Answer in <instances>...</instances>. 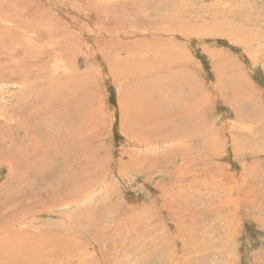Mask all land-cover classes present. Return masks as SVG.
Returning a JSON list of instances; mask_svg holds the SVG:
<instances>
[{
	"label": "rangeland",
	"instance_id": "1",
	"mask_svg": "<svg viewBox=\"0 0 264 264\" xmlns=\"http://www.w3.org/2000/svg\"><path fill=\"white\" fill-rule=\"evenodd\" d=\"M0 264H264V0H0Z\"/></svg>",
	"mask_w": 264,
	"mask_h": 264
},
{
	"label": "bare ground",
	"instance_id": "2",
	"mask_svg": "<svg viewBox=\"0 0 264 264\" xmlns=\"http://www.w3.org/2000/svg\"><path fill=\"white\" fill-rule=\"evenodd\" d=\"M99 8V7H98ZM20 12V11H19ZM46 27V26H45ZM124 32V31H123ZM168 32V31H167ZM128 45V44H127ZM128 57V56H127ZM166 99V98H165ZM149 102V101H148ZM156 102V101H155ZM145 103V102H144ZM64 107V106H63ZM158 107V106H157ZM53 108V107H52ZM150 108L151 109H153V107L150 105ZM147 109V111H149V110H151V109ZM66 109V107L64 108V110ZM141 112V111H140ZM141 113H143V112H141ZM151 113V111H149L148 113H147V115H149ZM36 114V113H35ZM152 114V113H151ZM64 117V116H63ZM152 118V117H151ZM152 119H150V118H148L147 117V122L149 123V121H151ZM42 125V124H41ZM55 125H56V123H55ZM55 125H54V127H55ZM146 126V125H145ZM42 127V126H41ZM60 127H62V126H60ZM38 128V127H37ZM81 128V127H80ZM187 128V127H186ZM45 129V127L43 128V130ZM148 129V128H147ZM62 130V129H61ZM64 131V130H63ZM56 133L55 134H58V132H57V130L55 131ZM150 134V133H149ZM152 134V133H151ZM59 135H61L60 133H59ZM155 136V135H154ZM62 137H64V136H62ZM66 138H67V136H65ZM61 139V138H60ZM58 140V139H57ZM59 141V140H58ZM62 141V140H61ZM66 142L67 141H64V143L66 144ZM56 143H59V142H56ZM64 144V145H65ZM67 145V144H66ZM54 146H57V144L56 145H54ZM62 147V146H61ZM60 147V145H59V147L58 148H61ZM55 147H52V151L53 150H56L57 151V148L56 149H54ZM150 148V147H149ZM61 151H62V149H60ZM181 150V149H180ZM64 151V150H63ZM55 152V151H54ZM73 152H75V151H73ZM80 152V151H79ZM56 153V152H55ZM54 153H52V155H53ZM68 155V154H67ZM73 155V154H72ZM65 158V157H64ZM68 158V157H67ZM71 158V157H70ZM66 159V158H65ZM134 159V158H133ZM64 160V159H63ZM67 160V159H66ZM62 161V160H61ZM64 162V161H63ZM58 163V162H57ZM63 164V163H62ZM69 164V163H68ZM143 165V164H142ZM68 166V165H67ZM15 168V167H14ZM252 169V168H251ZM62 170V169H61ZM63 172V171H62ZM61 174V173H60ZM59 174V175H60ZM62 177V176H61ZM15 236V235H14Z\"/></svg>",
	"mask_w": 264,
	"mask_h": 264
}]
</instances>
